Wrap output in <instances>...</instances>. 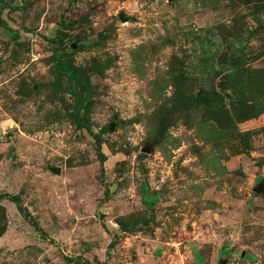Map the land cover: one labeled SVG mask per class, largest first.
<instances>
[{
    "label": "rangeland",
    "instance_id": "obj_1",
    "mask_svg": "<svg viewBox=\"0 0 264 264\" xmlns=\"http://www.w3.org/2000/svg\"><path fill=\"white\" fill-rule=\"evenodd\" d=\"M0 19V193L25 209L0 199V264H264V0H0ZM56 49L91 77L90 131ZM176 67L193 107L159 135Z\"/></svg>",
    "mask_w": 264,
    "mask_h": 264
},
{
    "label": "trees",
    "instance_id": "obj_2",
    "mask_svg": "<svg viewBox=\"0 0 264 264\" xmlns=\"http://www.w3.org/2000/svg\"><path fill=\"white\" fill-rule=\"evenodd\" d=\"M0 21L3 23L5 27L8 25L4 22L3 19H0ZM60 34V33H59ZM104 37V33H102ZM50 41H57L55 38H47ZM239 50V64L237 66H233V68L228 72V74L231 76L232 80L236 78V76L242 77L245 75V69H246V55L244 52V49L242 47L237 46ZM69 53L66 50H59L56 49L54 54L52 55V59L54 62V70L57 77L56 83L58 86L61 85L63 78H66L69 82L68 90L71 91L73 94L77 96V105L76 109L82 110V117L80 119V124L83 127H87V129L90 131V119H89V111H90V101H87V94L86 90H90L92 88V81L90 75L86 72L84 67H79L74 65L71 60L68 58ZM110 64L108 62H104L103 64H94L95 68H92L94 72H100L104 69H106ZM175 71L179 73H175ZM173 82L175 85V91L173 93V100L170 105V107H166L165 110H161L158 115V125L159 130L157 133L159 135H163L165 131L169 128V126L174 123L175 120V114L177 112H185L187 113L190 108L193 107L192 103L194 101V96L189 95L187 93V84H188V78L184 77L181 68L176 67L173 69ZM238 79V78H236ZM76 86H81L83 88L82 92H78L75 90ZM198 101H202L204 103H208L210 105L219 106L222 105L221 98H214V99H208L207 95L204 94H198L197 96ZM206 101V102H205ZM264 131V125L260 127ZM215 129V127H214ZM213 129V130H214ZM215 134L218 136H215L217 138H228L229 136L240 134L237 127H232L231 129H226V132L224 130H214ZM213 132V133H214ZM156 133V135H157ZM97 143H98V151L100 155V160L102 162H105L107 159V156L102 151V137L99 134H96ZM264 163V162H263ZM107 194V193H106ZM7 198L13 202L16 203L19 211L21 213L25 212L24 206L20 202V196L17 194H9V193H0V199ZM38 225L37 223H35ZM198 260L202 259L200 256L198 257ZM81 262L77 261V264H80ZM86 264H91L89 260H87Z\"/></svg>",
    "mask_w": 264,
    "mask_h": 264
},
{
    "label": "water",
    "instance_id": "obj_3",
    "mask_svg": "<svg viewBox=\"0 0 264 264\" xmlns=\"http://www.w3.org/2000/svg\"><path fill=\"white\" fill-rule=\"evenodd\" d=\"M119 18L122 20V21H126V20H129V17L125 15L124 12H121L119 14ZM114 128V123L110 124V129L113 130ZM56 172H60V168H56ZM254 192L256 193H264V180H260L256 186L254 187Z\"/></svg>",
    "mask_w": 264,
    "mask_h": 264
},
{
    "label": "crops",
    "instance_id": "obj_4",
    "mask_svg": "<svg viewBox=\"0 0 264 264\" xmlns=\"http://www.w3.org/2000/svg\"><path fill=\"white\" fill-rule=\"evenodd\" d=\"M204 263V262H203Z\"/></svg>",
    "mask_w": 264,
    "mask_h": 264
}]
</instances>
